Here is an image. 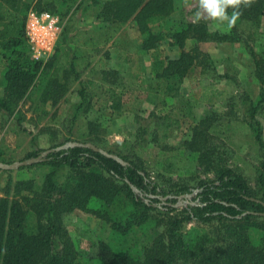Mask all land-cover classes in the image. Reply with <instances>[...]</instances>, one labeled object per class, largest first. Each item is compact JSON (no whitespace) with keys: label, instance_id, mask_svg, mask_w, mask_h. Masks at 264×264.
Segmentation results:
<instances>
[{"label":"trees","instance_id":"obj_1","mask_svg":"<svg viewBox=\"0 0 264 264\" xmlns=\"http://www.w3.org/2000/svg\"><path fill=\"white\" fill-rule=\"evenodd\" d=\"M32 1L0 0V110L8 114L19 110V103L25 100L33 103L35 98L42 104L56 105L67 92L68 81L79 78L74 56L70 57L68 50L56 51L62 40L61 33L54 51L45 61L29 57L24 22ZM35 1L36 11L51 13L68 3V0ZM91 2L95 4L97 0ZM89 6L90 3L85 8ZM173 9V0H103L95 12L96 23L92 24L91 32L82 30L85 40H80V31H76L68 42L93 48L110 42L117 45L115 51L121 52L123 25L133 19L144 36L140 49L149 52L158 49L161 32L168 28L171 40L180 51L175 57H166L165 65L157 73L161 81L156 86L150 83L142 87L154 93L163 87L169 88L173 80L182 82L191 77L189 74L197 63V53L193 51L197 52V48L186 50L187 39L243 42L249 56L245 66L258 86L255 97L247 92L240 95L246 114L243 120L260 149L254 184L216 156L215 146L209 143L208 130L214 118L208 115L191 126L192 137L185 145L186 149L197 151V165L205 172H213L214 178L199 179L194 187L178 183L170 189L162 188L157 180L151 179L145 161L134 152L136 145L143 149L148 145V128L152 126L154 132L150 141L153 161L159 165L156 176L183 173L187 159L176 151H168L171 148L165 143L169 130L173 125L179 126V120L151 114L152 124L138 123L135 145L129 154L117 151L116 145L102 146L126 164L89 147L74 146L50 152L44 161L18 168L49 167L38 184L33 178H26L4 185L0 195V264H80V254L63 226V215L76 210L99 219L109 231L107 238L98 239L95 256L87 258L93 264H264V216L259 214L264 212V137L257 117L264 107V43L258 51L243 39L246 36L254 40L259 34L257 27L264 16V0H255L251 7L242 9V15L228 31H210L204 21L199 24L181 21L175 28L170 27ZM156 21L160 25L159 33L152 31ZM116 72L104 73L107 76ZM223 75L235 82L232 75ZM112 83L96 96L81 81L80 101L73 107L71 123L79 114L89 111L95 96L100 110L119 112L122 91L115 79ZM213 93L203 89L197 99L210 102ZM192 104L190 100L187 103ZM221 119L216 113V121ZM88 127L92 136L88 141L103 145L102 138L98 137L100 125L88 122ZM44 150L29 151L21 160L37 157ZM0 161L11 163L1 151ZM64 170L68 175L59 181V174ZM194 190L191 197H183ZM182 203L185 206L179 208L178 204ZM188 222L211 228H194L185 233L183 226ZM140 239L146 241L140 242ZM139 242L141 246L136 244Z\"/></svg>","mask_w":264,"mask_h":264},{"label":"rangeland","instance_id":"obj_2","mask_svg":"<svg viewBox=\"0 0 264 264\" xmlns=\"http://www.w3.org/2000/svg\"><path fill=\"white\" fill-rule=\"evenodd\" d=\"M102 1L97 0L93 4L91 0H68L67 6H62L59 11L54 12L59 18L60 38H62L56 51L60 53L68 50L69 56H74V67L79 78H71L68 81L67 92L54 106L48 102L42 104L35 98L33 103L30 100L19 103L17 108L19 110L11 114L0 110V151L4 158L13 162L21 160L29 151L51 148L61 142H90L88 137L92 136L89 133L88 122L100 125L98 137L102 138L103 145H95L96 147L104 150L102 146L116 145L117 151L129 154L133 149L131 146L135 145L138 123L152 124L151 114L164 115L179 120V126L173 125L169 130V137L165 139V143L171 148L168 151H176L187 159L184 172L172 176H156L159 165L152 158L154 151L150 141V137L154 136L152 126L148 128L150 132L147 133L148 145H144V149L136 145L134 152L145 161L151 179L157 180L162 188L170 189L178 183L194 187L197 180L212 179L214 175L213 172H205L197 165V151L186 149L185 142L192 137L191 126L197 125L201 118L209 115L214 118L208 129L211 137L209 143L215 146L216 156L222 159L225 165L241 173L250 184H254L258 174L260 149L250 128L243 120L246 114L240 95L247 92L251 97H255L258 86L245 66L249 56L243 42L220 43L212 40L187 39L184 47L186 50L192 51L197 48V52L193 51L197 53L195 54L197 63L189 74L191 77L183 79L182 82L173 80L169 88L163 87L158 93L144 91L142 87L147 84L156 86V82L161 81L157 73H160L165 65L166 57L177 56L180 48L173 43L166 28L161 32L158 49L142 52L140 46L144 36L137 30L134 20L130 19L123 25L121 52L114 51L116 45L108 47L110 57H104L101 50L92 51L88 56L84 55L86 48L71 45L68 38L76 31H80V34L85 29L86 32H91L92 24L96 23L95 12L99 10ZM35 2V0L31 2L32 7L28 11L35 10ZM89 3L90 6L86 9ZM173 4L174 9L169 17L172 23L170 27L175 28L181 21L192 22L198 0H187V3L185 0H173ZM202 21L207 24L210 31L229 30L226 24L219 25L206 19ZM158 24V21L152 24L154 33L160 31ZM168 25L170 22L165 24ZM257 31L259 34L254 40L246 36H243V39L259 51L264 43V16ZM85 36L81 34L80 40H85ZM88 59L92 60L88 61ZM198 59L201 61L199 62ZM1 70L0 59V93L2 92ZM105 71L117 72L107 74V77ZM223 74L232 75L235 82L227 79ZM113 79L122 91L121 110L119 112L100 110L99 102H95L96 96H99L104 87L113 85ZM81 81L88 90L91 89V92L96 93V96L91 99L89 111L86 114H79L71 123L73 107L80 101L78 90ZM203 89L214 92L210 102L197 99ZM189 100L193 101L191 106L187 105ZM187 107H189L188 112L183 114ZM216 113L222 116L221 120L216 121ZM257 117L262 124L264 137V107ZM19 118L20 123H18ZM68 139L70 141H67ZM48 169V166H34L10 172L0 171V195L8 181L11 183L18 179L33 178L38 184ZM67 175V170L61 171L59 181H63ZM194 194L195 190L192 192V195ZM183 206L185 203L178 204L179 208ZM63 226L80 254V264H93L87 258L95 256L97 241L99 238L108 237V228L102 225L99 219L77 210L63 215ZM194 228L209 230L211 227L188 222L184 224L183 231L189 233ZM142 241L145 242L146 239H140V242ZM140 242L136 244L141 246Z\"/></svg>","mask_w":264,"mask_h":264},{"label":"built area","instance_id":"obj_3","mask_svg":"<svg viewBox=\"0 0 264 264\" xmlns=\"http://www.w3.org/2000/svg\"><path fill=\"white\" fill-rule=\"evenodd\" d=\"M24 23L29 57L34 60H46L54 51L61 33L58 16L49 11L30 10Z\"/></svg>","mask_w":264,"mask_h":264},{"label":"clouds","instance_id":"obj_4","mask_svg":"<svg viewBox=\"0 0 264 264\" xmlns=\"http://www.w3.org/2000/svg\"><path fill=\"white\" fill-rule=\"evenodd\" d=\"M254 2L255 0H198L192 23L199 24L206 19L219 25L226 24L231 29L242 15V9L251 7Z\"/></svg>","mask_w":264,"mask_h":264},{"label":"water","instance_id":"obj_5","mask_svg":"<svg viewBox=\"0 0 264 264\" xmlns=\"http://www.w3.org/2000/svg\"><path fill=\"white\" fill-rule=\"evenodd\" d=\"M74 146L89 147V148H91V149H93L95 151H99V152L103 153L107 157H111V158L115 159L116 161H118L121 164H126L117 155L108 153L107 151L96 147L95 145H93L90 142L81 143V142H77V141H70V142L64 143V144L56 146V147L47 148L44 151L40 152V154L37 157H32V158L24 159V160H17V161H13L11 163H4V162L0 161V169H3V170H16V169H18L20 167H23V166H30V165H33L35 163L44 161L45 157L50 152H55V151L67 149L68 147H74ZM135 191L137 192V190H135ZM191 196H192V194H184L183 195V197H186V198H189ZM259 214L264 216V212L259 213Z\"/></svg>","mask_w":264,"mask_h":264},{"label":"crops","instance_id":"obj_6","mask_svg":"<svg viewBox=\"0 0 264 264\" xmlns=\"http://www.w3.org/2000/svg\"><path fill=\"white\" fill-rule=\"evenodd\" d=\"M71 45H78L79 47L86 48L85 51H84L85 52L84 55H87V56H88L89 53L91 54L92 51L100 52V50H101L103 52V54H104L103 55L104 57H110V54L108 55V51L107 50H108V47L113 46L110 42L108 44H106V45H99L96 48H93V47H84V46H82V43H79V44L78 43L77 44L71 43ZM91 60L92 59H88V61H91Z\"/></svg>","mask_w":264,"mask_h":264}]
</instances>
